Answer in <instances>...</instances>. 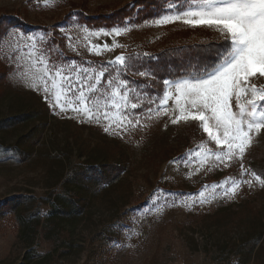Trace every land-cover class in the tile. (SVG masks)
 Instances as JSON below:
<instances>
[{
    "label": "rangeland",
    "instance_id": "1",
    "mask_svg": "<svg viewBox=\"0 0 264 264\" xmlns=\"http://www.w3.org/2000/svg\"><path fill=\"white\" fill-rule=\"evenodd\" d=\"M135 2L47 0L46 6V0H0V264H20L28 251V264H231L238 241L247 236L245 230H264V188L258 186H243L234 199L221 198L222 189L212 199L209 188L210 202L185 206L204 185L240 173L239 163L208 171L209 163L196 172L198 161L183 162L207 140L198 123L173 125L168 117L147 120L136 109L134 115L140 114L147 127L137 126L123 138L112 136L97 124L68 118L71 112L58 114L41 91L21 79L24 67L15 61L16 39L3 35L4 29L44 36L37 47L50 62L75 61L97 68L122 53L139 59L148 49L222 42L207 29L152 26L157 7L139 5L133 11ZM123 7L131 14L122 22L132 28L115 37L123 47L99 56L90 53V45H111L113 36L85 40L82 27L110 30L114 26L92 27L88 22ZM134 73L127 72L126 78L148 90L150 78ZM106 82L107 74L102 80ZM120 152L127 161L123 177L103 182L95 173L96 164ZM243 164L264 177V134L254 140ZM73 196L79 199L80 212L58 217V201ZM11 208L20 212L22 221ZM249 264H264V238Z\"/></svg>",
    "mask_w": 264,
    "mask_h": 264
},
{
    "label": "snow or ice",
    "instance_id": "2",
    "mask_svg": "<svg viewBox=\"0 0 264 264\" xmlns=\"http://www.w3.org/2000/svg\"><path fill=\"white\" fill-rule=\"evenodd\" d=\"M151 24L207 29L217 33L223 43L214 51L201 48L207 55L190 60L179 75L173 74L174 78L163 79L153 98L140 83L126 78V73L136 67L138 56L122 53L98 68L77 65L75 61L56 64L37 47V40L42 42L44 36L37 38L8 29H4L3 35L16 39L15 61L23 62L20 77L25 85L41 91L49 107L59 110L58 114L71 112L73 115L68 118L97 124L103 132L121 138L137 126L147 127L141 123L140 114L134 115L136 109H141L147 120L168 117L173 125L198 122L207 140L200 142L197 151L190 150L183 162L191 165L193 160L198 161L196 172L209 163L212 167L208 171L239 163L240 173L238 178L227 177L219 184L204 185L196 197L185 201V206L210 202L206 197L209 188L212 199L216 198L217 189H222L221 198L234 199L245 185L249 189L264 188V177L243 164L247 150L264 134V0H163ZM131 30L128 22L110 30L90 31L82 27L85 40L113 36L111 45L88 47L97 56L123 47L115 37ZM143 55L149 57L148 53ZM155 71L137 70L134 74L155 79ZM192 174L195 173H189Z\"/></svg>",
    "mask_w": 264,
    "mask_h": 264
},
{
    "label": "trees",
    "instance_id": "3",
    "mask_svg": "<svg viewBox=\"0 0 264 264\" xmlns=\"http://www.w3.org/2000/svg\"><path fill=\"white\" fill-rule=\"evenodd\" d=\"M162 3L163 0H137L132 10L134 11L135 7L139 5H147L155 8ZM130 14L131 12L128 7H123L116 9L109 14H102L98 15L96 18H90L92 21H89L88 25L92 27H112L121 23ZM12 24H14V22H12ZM2 28L3 27L0 26V29ZM222 43L223 41H208L203 43L188 44L187 46L174 45L155 52L148 49L146 53L149 54V57H145L143 52L140 53L139 59L136 62L137 67L134 69L132 68L131 70L136 72L137 70L144 71L146 69H156L154 73L155 79L150 78V88L145 90V92L155 93L157 95L163 79L174 78L173 74L179 75L183 68L187 67V64L190 60H194L198 55H207V53H204L200 50L201 48L210 47L214 51L215 48L219 47ZM194 123L197 124L198 122ZM126 162L125 156L122 155V152H120L114 155L109 162L105 159L101 163H97L95 173L101 176L104 179L103 182L105 183L119 181L125 172L124 170L127 165ZM93 164H95V162ZM19 201L20 199L12 200L6 205L18 203ZM78 201L79 199H76L74 196L70 197V199H67L64 202L58 201V217H69L73 216L74 214L77 215L82 208L79 206ZM10 210L16 214L20 221L23 220L20 212L16 208H11ZM245 232L247 233L246 238L240 239L238 241L236 249L232 253L234 256H236V261L231 264H249L258 248L260 241L264 238V230L262 229H254L253 231L251 229H246ZM29 256L30 252L28 251L24 257V260L20 264H28L27 260Z\"/></svg>",
    "mask_w": 264,
    "mask_h": 264
}]
</instances>
